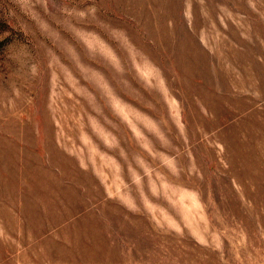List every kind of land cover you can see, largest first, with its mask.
<instances>
[{"label": "rangeland", "instance_id": "1", "mask_svg": "<svg viewBox=\"0 0 264 264\" xmlns=\"http://www.w3.org/2000/svg\"><path fill=\"white\" fill-rule=\"evenodd\" d=\"M0 264H264V0H0Z\"/></svg>", "mask_w": 264, "mask_h": 264}]
</instances>
